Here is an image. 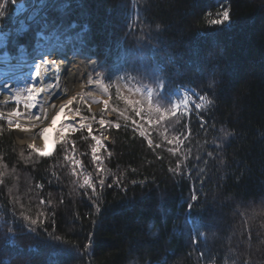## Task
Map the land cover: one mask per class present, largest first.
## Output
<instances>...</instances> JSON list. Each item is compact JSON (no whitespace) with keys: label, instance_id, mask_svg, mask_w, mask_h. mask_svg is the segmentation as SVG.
<instances>
[{"label":"trees","instance_id":"1","mask_svg":"<svg viewBox=\"0 0 264 264\" xmlns=\"http://www.w3.org/2000/svg\"><path fill=\"white\" fill-rule=\"evenodd\" d=\"M19 2L33 5L0 0L11 37ZM42 18L105 82L151 88L166 111L179 84L206 102L157 114L150 144L135 106L85 98L91 132L55 149L56 126L23 127L44 155L0 118V264H264V0H55Z\"/></svg>","mask_w":264,"mask_h":264},{"label":"rangeland","instance_id":"2","mask_svg":"<svg viewBox=\"0 0 264 264\" xmlns=\"http://www.w3.org/2000/svg\"><path fill=\"white\" fill-rule=\"evenodd\" d=\"M30 17H33L32 14H30ZM43 40L47 41V38H44ZM58 40L61 39L60 38L55 39V41L53 43H50L48 46L46 45L48 42H40V46L43 48V50L45 49L49 50L51 48L48 51L51 52L56 47L57 44L61 43ZM56 41L58 42L56 43ZM63 49L65 50L64 47ZM66 50L68 51L67 46H66ZM68 52H67V56H62L63 58H61V60L64 61L65 65L68 68L67 77L64 80L63 88L67 91V94L75 92V95L69 104L61 108L62 117L58 121L59 123L55 131L50 134L47 133L50 136L53 135L52 144H54V148L56 146L57 138H59L61 134H66V133L74 134L81 128H85L88 132H91V125L87 123H85V125H82V123H80L81 115L73 111V104L78 101L81 102L85 98L97 100L99 104H101L102 108H107L111 103L112 95L114 93L116 97H119L122 101H125L128 104L135 106L138 110L137 112L138 120H135V123L137 127L140 129L143 136L147 138L150 144L153 143V138L151 137L153 126H155L158 122L157 120H156L157 122L155 121L156 119L155 117L157 114L161 115L165 120L167 119L171 120L173 119L174 116H177L176 115L177 113L190 110L194 105H198L199 103L203 102V98L200 97L199 98L196 97L193 99V101L184 103V105H180L178 101H176L174 103L172 111H168V110L166 111V109L162 104L163 101L155 94L153 89L151 88L145 89V88H140L138 86L136 88L127 87L121 82L118 76H115L112 82L109 83L105 82L103 78V73L97 71V66L95 67V65H93L91 58H86L85 55L77 52L76 50H73L72 48L69 49ZM20 53L26 54V50L24 51L22 50V48H20ZM32 62L35 63V60H32L30 63ZM26 63L28 62L26 61L10 62L11 66L6 64L7 66L5 67H7V69L3 70L4 67H1L2 63L0 62V67H1L0 69L3 71L2 76L0 77V89L6 88L9 89L10 91H13L14 93L19 92L23 94L24 98H28L27 96H29V92L28 95L25 94L24 93L25 87L22 86V84L23 85L25 84L21 82V84H18V86L15 84L11 85L12 83H14V81L10 80V78L12 77L10 74H12V72H14L15 74L14 73L13 74L17 76L22 74V71L25 67L30 68L29 65H27ZM41 67L42 66L40 65L39 69L35 68V70L38 71L37 73H45V70L44 69L41 70ZM46 95L48 96V92L46 93ZM49 98H51L50 95ZM21 103L23 102L20 101L0 102V118L3 119L9 127L21 128L22 130L23 127H25L31 131L28 125H12L8 121L9 117H11V115L13 114H24L32 111L30 105L24 103L23 105ZM10 105H13V109L11 110L4 109L6 106H10ZM54 125L55 124L43 125V126L52 127ZM160 125H161L160 129L166 128V126L162 124ZM40 128L41 127L39 126L32 127V129H40ZM23 136L26 141L24 130H23ZM26 142L28 143V141ZM95 143L99 148H101L104 147L107 143H110V140L108 137H105L102 140L96 139ZM29 145L36 152H38L41 155H44L40 153L34 146H32L31 144Z\"/></svg>","mask_w":264,"mask_h":264},{"label":"bare ground","instance_id":"3","mask_svg":"<svg viewBox=\"0 0 264 264\" xmlns=\"http://www.w3.org/2000/svg\"><path fill=\"white\" fill-rule=\"evenodd\" d=\"M58 41L61 43L57 44L51 52H48L50 48L40 53L35 60L36 66L30 68L25 67L21 75L15 76L14 72L10 74L12 76L10 80L14 81L11 85H18L21 84V82L25 85H29L27 89L29 92L28 98H24L23 94L19 92L14 93L6 88L0 89V102L20 101L30 105L32 108V111L29 113L11 115L8 120L10 124L28 125L31 129L32 127H44L43 125L51 124H55L54 126L57 127L58 121L62 117L61 108L69 104L75 95V92L67 94V91L63 88L68 68L61 58H63L62 56H67L69 48L67 51L66 46H64L65 42L61 40ZM58 41H56V43ZM26 64L29 65V63ZM40 65L42 66L41 70L44 69L45 73H37L38 71L35 70V68L39 69ZM2 73L3 71L0 69V77ZM33 77L34 80L29 79ZM47 92L48 96L46 95ZM49 95L51 98H49Z\"/></svg>","mask_w":264,"mask_h":264},{"label":"built area","instance_id":"4","mask_svg":"<svg viewBox=\"0 0 264 264\" xmlns=\"http://www.w3.org/2000/svg\"><path fill=\"white\" fill-rule=\"evenodd\" d=\"M51 4H52L51 0H48L42 6H39L37 9H34L35 17L37 18L38 16H40L41 14H43V12L46 11L50 7ZM37 24H38L39 28H43V24H42L41 21H38Z\"/></svg>","mask_w":264,"mask_h":264}]
</instances>
